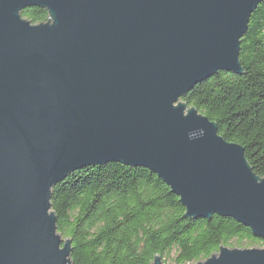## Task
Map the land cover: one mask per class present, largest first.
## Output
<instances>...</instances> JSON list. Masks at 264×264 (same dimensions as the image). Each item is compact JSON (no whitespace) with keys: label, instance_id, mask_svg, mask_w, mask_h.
Returning <instances> with one entry per match:
<instances>
[{"label":"water","instance_id":"1","mask_svg":"<svg viewBox=\"0 0 264 264\" xmlns=\"http://www.w3.org/2000/svg\"><path fill=\"white\" fill-rule=\"evenodd\" d=\"M263 1L0 0V264H72L52 187L110 162L155 173L185 218H231L264 242V177L182 101L218 72L243 74ZM31 7L47 21L22 17ZM195 264H264V247Z\"/></svg>","mask_w":264,"mask_h":264},{"label":"trees","instance_id":"2","mask_svg":"<svg viewBox=\"0 0 264 264\" xmlns=\"http://www.w3.org/2000/svg\"><path fill=\"white\" fill-rule=\"evenodd\" d=\"M33 24L46 22L39 7L22 11ZM242 75L218 72L182 101L217 123L227 142L244 147L253 172L264 177V1L241 38ZM58 233L71 241L72 264H195L221 247L251 248L263 241L237 221L213 215L185 218L179 197L145 167L110 162L88 166L52 187Z\"/></svg>","mask_w":264,"mask_h":264},{"label":"rangeland","instance_id":"3","mask_svg":"<svg viewBox=\"0 0 264 264\" xmlns=\"http://www.w3.org/2000/svg\"><path fill=\"white\" fill-rule=\"evenodd\" d=\"M259 241H261V240H259ZM253 247H264V245H261L260 243H257V244H254ZM164 264H174V263L170 259H167Z\"/></svg>","mask_w":264,"mask_h":264}]
</instances>
